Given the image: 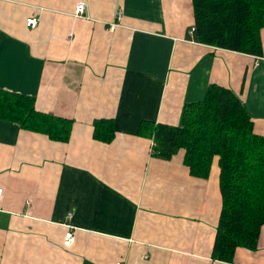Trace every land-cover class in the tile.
<instances>
[{
  "label": "crops",
  "instance_id": "1",
  "mask_svg": "<svg viewBox=\"0 0 264 264\" xmlns=\"http://www.w3.org/2000/svg\"><path fill=\"white\" fill-rule=\"evenodd\" d=\"M78 1L89 19L72 15ZM192 27V0H0V88L70 127L59 140L0 118V264H264V224L255 249L211 256L217 158L197 177L139 132L179 125L218 84L264 136V27L260 57L199 43ZM104 121L108 141L94 135Z\"/></svg>",
  "mask_w": 264,
  "mask_h": 264
},
{
  "label": "trees",
  "instance_id": "2",
  "mask_svg": "<svg viewBox=\"0 0 264 264\" xmlns=\"http://www.w3.org/2000/svg\"><path fill=\"white\" fill-rule=\"evenodd\" d=\"M194 38L202 44L256 57L262 55L264 0H192ZM0 118L20 127L66 140L69 121L39 112L34 97L0 88ZM153 151L170 158L181 151L189 172L209 174L217 158L221 209L212 258L232 262L237 248L255 249L264 224V136L232 90L210 84L200 101L184 106L179 125L141 122ZM111 122L95 124L94 135L108 141Z\"/></svg>",
  "mask_w": 264,
  "mask_h": 264
},
{
  "label": "built area",
  "instance_id": "3",
  "mask_svg": "<svg viewBox=\"0 0 264 264\" xmlns=\"http://www.w3.org/2000/svg\"><path fill=\"white\" fill-rule=\"evenodd\" d=\"M73 16L78 17V18H84V19H89V15L87 13V5L86 2L84 1H78L75 4V7L73 9ZM121 19V14L119 13L117 15V20ZM38 23V19L37 18H28L26 21V24L28 27L30 28H35L36 25ZM119 22H114V23H110L109 24V29L113 30ZM194 31V27L191 28L190 32L193 33ZM2 190L0 188V194H1ZM71 214V213H70ZM75 241V232H74V228L72 226H69V228L66 229L65 234H64V238H63V245L64 246H69L71 244H73V242ZM116 264H121L120 262L116 263Z\"/></svg>",
  "mask_w": 264,
  "mask_h": 264
}]
</instances>
